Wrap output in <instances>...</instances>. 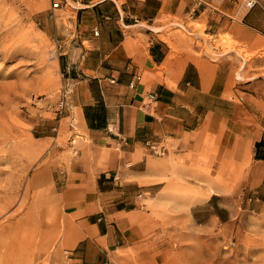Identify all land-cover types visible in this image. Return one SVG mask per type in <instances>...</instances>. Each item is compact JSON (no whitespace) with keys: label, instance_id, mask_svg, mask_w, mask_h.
<instances>
[{"label":"crops","instance_id":"0c3cea01","mask_svg":"<svg viewBox=\"0 0 264 264\" xmlns=\"http://www.w3.org/2000/svg\"><path fill=\"white\" fill-rule=\"evenodd\" d=\"M65 1L63 68L80 139L76 156L49 147L31 179L51 203L42 237L55 242L56 264L154 262L161 222L147 201L173 172L200 181L197 203L217 197L224 216L213 221L239 204L264 211V0L250 10L235 0Z\"/></svg>","mask_w":264,"mask_h":264},{"label":"rangeland","instance_id":"374dc122","mask_svg":"<svg viewBox=\"0 0 264 264\" xmlns=\"http://www.w3.org/2000/svg\"><path fill=\"white\" fill-rule=\"evenodd\" d=\"M71 11L65 0H0V264H56L55 242L42 237L54 216L51 203L43 204L31 179L49 147L77 154L80 129L68 103L59 107ZM224 39L223 50L232 49ZM173 178L147 201L161 222L155 261L121 254L119 264H264V211L239 204L231 220L213 221V212L224 216L217 197L197 203L200 181L176 172Z\"/></svg>","mask_w":264,"mask_h":264},{"label":"built area","instance_id":"2783aa9c","mask_svg":"<svg viewBox=\"0 0 264 264\" xmlns=\"http://www.w3.org/2000/svg\"><path fill=\"white\" fill-rule=\"evenodd\" d=\"M243 3H244V8L247 9V10L252 9L256 5H259L258 0H243ZM61 6H62V4L60 2H54L53 3V8L54 9H59V8H61ZM95 34H97V33H95ZM135 79L138 80L139 77L135 76ZM70 81L71 80L68 77H66L65 88L63 90V93L61 94V100H60V103H59V107L61 109H63L64 107L67 106V103H68V100H69V97H70L71 86H72ZM111 82H114V80H111ZM133 86H134L133 82L129 84V87L132 88ZM146 145L148 147V150L155 156H164L166 154V152H167L166 148L164 146L159 145L158 143L147 142Z\"/></svg>","mask_w":264,"mask_h":264},{"label":"trees","instance_id":"16d2710c","mask_svg":"<svg viewBox=\"0 0 264 264\" xmlns=\"http://www.w3.org/2000/svg\"><path fill=\"white\" fill-rule=\"evenodd\" d=\"M212 200V199H211ZM214 213V212H213ZM216 213V212H215Z\"/></svg>","mask_w":264,"mask_h":264}]
</instances>
